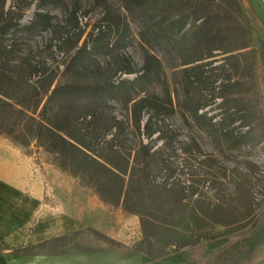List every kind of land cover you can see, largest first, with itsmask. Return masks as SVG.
Here are the masks:
<instances>
[{"label": "trees", "instance_id": "1", "mask_svg": "<svg viewBox=\"0 0 264 264\" xmlns=\"http://www.w3.org/2000/svg\"><path fill=\"white\" fill-rule=\"evenodd\" d=\"M44 1L39 0L38 4ZM120 1L128 16L140 25L139 37L143 45L150 49L157 47L180 60L186 84L194 86L198 94L197 104L187 108V114L199 129L215 140L219 151L234 152L246 146H261L264 152V97L256 78V50L251 48L234 53L224 48L222 37L227 28L220 26L206 30L205 34L213 39L211 44L201 41L206 20L212 18V13L205 15L208 4L223 0ZM4 4L5 0L2 8ZM232 5L237 9L235 2L232 1ZM10 13H16L12 26H18L21 13L12 10ZM76 13H72L75 18ZM51 18L37 11L28 29L49 26ZM129 29L125 17L116 16L111 20L103 17L93 26L79 53H106L111 48L112 34L117 36L118 41ZM247 61H250V66ZM7 68V58L0 59V135L22 148L34 144L36 149H43L52 157L54 167L79 178L94 190L103 203L120 206L123 212L138 216L141 238L134 244L137 252L154 259L155 256L143 248L144 243H148L159 250L164 249L159 259L161 262L173 255L180 258L184 248L190 252V262L187 264L264 262V239L259 243L258 251L247 249L242 239L237 237L220 249L204 255L206 241H210V238L204 234L181 236L173 223L160 216V210L153 208L154 198L165 200L174 191L168 183L171 175L161 182L157 181V176L168 172L172 155L165 154L168 131L163 126L154 130L150 119L152 115L170 114L173 102L167 93L163 96L147 93L148 86L162 83L164 79L162 63L155 55L146 52L144 64L138 71L130 65L122 70L123 75H135L131 80L120 79L116 86L108 88L88 87V91L94 94L114 93L111 97L126 108L131 104V122L137 133L145 135L149 142H140L128 151L121 140L125 134L123 120L107 116L100 121L102 113L99 110L91 111L82 118H73L68 114L60 116L56 112L47 114V104L59 89L56 85L51 90L54 79L42 84L43 78L36 71L31 74L14 65V74L10 76L5 73ZM245 71L249 76H244ZM248 84V88L243 87ZM207 85L212 89L210 96L206 94ZM44 99L46 103L39 110ZM212 104H215L213 108L200 112ZM210 111L213 113L208 115ZM143 112H151L144 124L141 123ZM156 133L155 139L165 142L151 151V138ZM199 157L189 153L183 158L185 167L188 168L191 161L202 164L204 160H199ZM248 168L252 174H264L251 163ZM192 173L193 170L189 169L188 174ZM195 193L192 192V195Z\"/></svg>", "mask_w": 264, "mask_h": 264}, {"label": "rangeland", "instance_id": "2", "mask_svg": "<svg viewBox=\"0 0 264 264\" xmlns=\"http://www.w3.org/2000/svg\"><path fill=\"white\" fill-rule=\"evenodd\" d=\"M38 1L5 0L2 8L4 0H0V34H2L0 59L7 58L9 64L5 73L12 76L15 65L20 66L24 72L32 74L36 71L41 74L42 84L53 78L51 90L56 85L59 89L47 104V114L56 112L60 116L68 114L73 118H82L91 111L99 110L102 113V117H99L100 121L107 116H116L123 120L125 134L121 136V140L124 149L128 151L138 146L140 142L144 144L149 142L145 135L137 133L134 123L131 122L129 114L131 104L126 108L111 97L115 95L114 93L94 94L88 91V87L108 88L116 86L120 79L131 80L135 75H123L122 70L130 65L132 69L138 71L144 64L146 52L155 55L162 63L164 79L162 83L148 86L147 93L158 96L167 93L173 102V111L170 114L152 115L150 119V125L154 130H157L158 126H163L166 132L168 131V149L165 154L172 155V164L168 172L157 176V181L161 182L167 175H171L168 183L174 191L165 200L154 198L153 208L160 210V216L173 223L181 236L204 234L210 238V241H206L204 255L220 249L237 237L242 239L247 249L258 251L257 247L264 239V174L263 172L252 174L248 164L251 163L260 171H264L262 147L246 146L238 151L225 153L219 151L215 140L199 129L187 114V108L197 104L198 94L194 86L186 84L187 81L181 72L183 67L180 65V60L157 47L150 49L143 45L139 37L140 25L128 16L120 0H46L40 4ZM232 1L239 11L233 7ZM11 10L21 13V19L16 27L12 26L16 13H10ZM37 11L52 17L50 25L28 29ZM74 11H77V19L72 14ZM210 13L212 18L206 20L205 30L201 32L203 35L201 41L211 44L213 39L205 34L206 30L220 26L227 28L222 37L224 48L234 53L254 48L257 52L256 78L264 97V0L211 2L205 15ZM116 16L125 17V21L129 24L130 29L126 34L121 35L118 41H116L117 36L112 34L111 48L106 53L97 55L88 51L79 53L83 41L89 36L94 25L103 17L111 20ZM76 20L78 28H76ZM247 65L250 66V61H247ZM246 75L247 73L244 76ZM249 86L250 84L243 87ZM211 92L210 85H207L206 94L210 96ZM45 103L46 99L40 103L39 110ZM214 106L215 104H212L200 112L208 111ZM211 113L213 112L210 111L208 115ZM149 114L142 113V124L146 122ZM157 134L151 138L150 145L153 146L151 151L165 142L155 139ZM0 141L11 143L25 152L36 151L35 163L44 162L50 165L56 170L60 181L64 179V181L76 182L85 188L89 198L94 202L110 206L103 203L94 190L84 185L79 178L54 167L52 157L43 149H36L34 144L22 148L1 135ZM189 153L199 155V160L204 162L199 164L191 161L188 168L185 167L183 158ZM189 169L193 170V175L188 174ZM192 192L196 193L192 195ZM53 200L51 195L45 197L47 206H42V210L26 224L12 222L9 226V231L12 233L11 240L6 239L2 242L7 244L4 246L5 249L9 247L13 251L6 252H16L25 245L52 234L51 231L39 234L35 231L37 229L35 225L46 212L48 215L52 212ZM117 209H121L120 206H110V213ZM122 213L135 216L140 226L138 216L123 211ZM252 224L256 225L251 227ZM133 226V223L129 224L122 231L128 235L130 231H134ZM135 234V231L134 234L132 232L129 241L137 242ZM103 244L119 245L100 231L89 227L85 234L75 233L63 237L55 244L45 243L43 248L54 252L93 251L98 250ZM143 248L155 256L154 259L145 256L153 264L190 262L188 248L181 250L180 258L173 255L165 262L159 260L163 248L159 250L148 243H144Z\"/></svg>", "mask_w": 264, "mask_h": 264}, {"label": "crops", "instance_id": "3", "mask_svg": "<svg viewBox=\"0 0 264 264\" xmlns=\"http://www.w3.org/2000/svg\"><path fill=\"white\" fill-rule=\"evenodd\" d=\"M36 154V151L25 152L0 141V264H153L134 249L135 241H129L132 232L136 233V241L141 235L135 216L125 215L121 209L111 214L110 206L94 202L85 188L69 180L60 181L50 165L35 163ZM48 195L53 196L54 207L49 215L46 212L38 219L35 231L41 235L48 231L52 234L16 252H6L11 248L5 249L7 244L2 241L11 240L9 226L12 222L20 225L29 222L42 206H47L45 197ZM132 223L134 231L125 234L122 229ZM89 227L119 245L103 244L98 250L77 252H54L43 248L45 243L55 244L63 237L85 234Z\"/></svg>", "mask_w": 264, "mask_h": 264}]
</instances>
